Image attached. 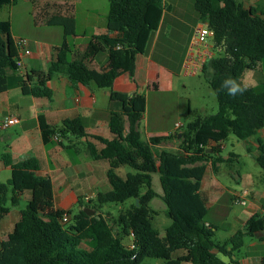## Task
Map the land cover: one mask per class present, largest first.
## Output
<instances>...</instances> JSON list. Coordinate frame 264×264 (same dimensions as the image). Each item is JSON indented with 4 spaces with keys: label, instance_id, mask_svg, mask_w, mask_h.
Instances as JSON below:
<instances>
[{
    "label": "trees",
    "instance_id": "trees-1",
    "mask_svg": "<svg viewBox=\"0 0 264 264\" xmlns=\"http://www.w3.org/2000/svg\"><path fill=\"white\" fill-rule=\"evenodd\" d=\"M108 2L107 30L118 37L92 36L81 58L73 59L75 52L69 43L76 35L75 20L55 17L49 21V25L63 28L64 39L47 72L19 71L11 22L0 21V94L20 89L24 96L50 100L53 91L48 83L58 75L66 76L75 85L95 84L110 92L108 125L112 135L110 139L92 136L103 145L100 150L92 142L84 144L94 161L109 163L106 177L111 190L97 193L85 206L95 212L93 216L87 215L84 208L75 214L57 209L52 180L38 174L39 160L28 156L14 162L6 148L2 162L11 169V178L0 182V221L10 212L9 200L16 207L25 193L30 194V199L13 232L0 243V264H142L146 258L160 259L165 264H228L219 255L237 264L232 258L247 237L264 231V217L255 214L244 229L229 241L220 242L216 239L219 227L210 221L200 189L209 165L218 173L219 165L231 170L238 162L235 153L227 159L222 157L221 143L230 136L246 141L264 128V83L248 87L235 97L220 87L229 77L242 84L243 73L255 71L264 61V10L246 9L238 0H195L199 21L207 23L214 32L213 48L223 52L210 58L202 71L217 96L218 111L196 117L180 132L143 142L138 127L147 110L145 95L115 92L113 86L124 73L134 78L136 58L146 53L151 37L159 30L165 3ZM15 3L16 0H0V7ZM103 53L107 55L106 67L96 70L91 63ZM39 124L45 146H64L61 141L65 139L70 155H78V141L89 137L88 119L84 117L52 126L40 116ZM173 140L178 141V149L155 151L157 146ZM258 151L255 162L264 171V140H258ZM125 167L131 171L121 176L118 171ZM153 174L160 175L161 195L152 188ZM156 197L165 203L171 220L163 237L152 225L158 213L150 203ZM129 200L136 203L120 210L114 227L111 226L102 211L104 206L123 205ZM79 205L84 207L81 198ZM64 214L70 217L66 223ZM129 238L131 243L127 245L125 240ZM83 243L89 249L82 248ZM179 253L184 254L174 256Z\"/></svg>",
    "mask_w": 264,
    "mask_h": 264
},
{
    "label": "crops",
    "instance_id": "crops-1",
    "mask_svg": "<svg viewBox=\"0 0 264 264\" xmlns=\"http://www.w3.org/2000/svg\"><path fill=\"white\" fill-rule=\"evenodd\" d=\"M30 1L34 6L32 18L29 17L30 22L34 20L36 28H54L51 32L56 37L40 43L31 42V54L24 58V73L47 72L50 69L56 48L61 46L64 39L63 28L49 25V21L55 17H67L76 22V35L69 39L75 52L73 59L84 55L88 40L92 36L118 37L117 33L109 34L107 30L108 0ZM238 1L246 9L254 7L264 10V0ZM194 2L195 0H164L165 10L159 30L151 37L146 53L137 56L134 78L129 73H124L114 83L115 92L145 95L147 122L144 130L147 142L153 137H167L180 132L185 126L181 122V108H177L173 114L170 100L171 95L176 93L179 76H188L184 72V66L194 26L199 22ZM210 47L212 51V46ZM106 64L107 55L104 53L91 63L96 70H102ZM48 87L53 91V98L50 100L24 96L20 89L0 94V122L7 116L18 119V123L10 127L17 128L15 134L8 138L10 140L0 137V143L6 142L14 162L28 156H35L39 160L38 174L52 180L57 209L73 211L74 207H78V211L82 208L85 210L88 209L86 204L95 199L97 193L111 190L106 177L109 163L94 161L84 146L86 142H92L100 150L103 145L92 136L107 139L112 137L108 125L110 92L99 89L95 84L75 85L64 75L53 78ZM179 99L182 100V97ZM40 116H44L52 126H61L63 121L76 117L88 119L86 130L89 137L78 141L79 154L70 155L66 151L68 142L65 139L61 141L64 146L57 144L47 148L40 130ZM178 123L182 125L179 130L176 129ZM141 124L142 122L138 127L140 134ZM125 130L128 132V124ZM259 139L264 140V128L245 141L254 160L259 155ZM172 142L176 140L162 143L157 148L169 150ZM178 146L179 143L177 149ZM221 147L223 151L224 142ZM222 157L227 159L229 156ZM2 165L4 166L3 163ZM223 165H219L218 173L208 166L201 182L200 195L209 209L210 221L219 227L216 236L221 237V240L218 241L227 242L239 230L244 229L252 216L259 214L264 217V171L260 167L256 169L248 166L234 172L224 169ZM4 168L10 169L5 166ZM242 191H248L249 194L244 197V204L236 205L235 196ZM79 198L82 199L84 207L79 205ZM22 199L28 202L30 194L25 193ZM20 218L21 210L10 208L9 214L0 221V243L7 240ZM81 247L89 249L84 243ZM182 254L184 253L177 256ZM219 257L232 264L229 257ZM232 259L237 264H264V231L247 237L243 247Z\"/></svg>",
    "mask_w": 264,
    "mask_h": 264
},
{
    "label": "rangeland",
    "instance_id": "rangeland-1",
    "mask_svg": "<svg viewBox=\"0 0 264 264\" xmlns=\"http://www.w3.org/2000/svg\"><path fill=\"white\" fill-rule=\"evenodd\" d=\"M33 3L30 0H16L15 4L0 7V21H10L12 26V37L15 41L19 39H26L30 42L40 43L45 40H50L52 37H56L52 33L51 29L54 28H36L34 20L33 24L30 22V16L33 15ZM45 27V26H44ZM61 29V28H59ZM167 32V28H165ZM210 44L215 47L214 39H210ZM223 52L213 49V56L218 57ZM241 83L247 84L248 87L257 86L264 83V61L259 63V66L255 71H245L241 78ZM177 89L176 93L171 95L170 107L173 114L177 108H181V122L183 124H188L190 121L194 120L198 116H208L214 114L218 111V101L215 92L208 85L203 74L199 73L195 76H185L184 74L180 75L177 80ZM182 97V100L179 98ZM184 107V108H183ZM184 112V113H183ZM147 115V114H146ZM174 116V115H173ZM175 118V116H174ZM141 136L142 141L147 142L146 133L144 126L146 125V116L141 120ZM14 128H9L4 131H0V137L3 139L10 140L15 131ZM179 132V131H178ZM5 141L0 143V182L5 183L8 179L11 178L10 169L4 168L2 165V154L6 150ZM225 147L222 151V156H229L230 153H235L239 156L238 162H234L231 166L234 172H238L248 166H253L256 169H260L256 164L252 153L248 152V144L245 141L238 140L234 136H230L225 142ZM178 142H172L169 150H176ZM160 150V148L155 149ZM224 169L230 170V167L223 165ZM131 171L130 168L125 167L121 168L118 173L121 176H125L127 172ZM152 188L159 195L162 194V187L160 182V175H152ZM135 200H129L125 204H108L103 208V213L108 219L111 226L114 227V221L116 220L120 210H126L130 208L131 205L135 204ZM27 206V201L22 199L19 202V205L13 207L11 201L8 202V207L16 210H24ZM150 207L157 211V215L152 220L153 228L159 233L160 236L165 235L166 229L170 226L171 220L166 215V205L161 198L156 197L152 200ZM74 214L78 212V207L73 208ZM217 240H221V237L216 236ZM131 239H126L125 244H130ZM178 254L174 255L177 257ZM142 264H165L163 260L146 258Z\"/></svg>",
    "mask_w": 264,
    "mask_h": 264
},
{
    "label": "built area",
    "instance_id": "built-area-1",
    "mask_svg": "<svg viewBox=\"0 0 264 264\" xmlns=\"http://www.w3.org/2000/svg\"><path fill=\"white\" fill-rule=\"evenodd\" d=\"M214 32L209 28L208 24L199 21L193 29V35L189 44V51L184 66V72L188 76H195L199 73L202 74L205 63L213 57V46L210 44V39L213 38ZM18 58L16 60V66L20 72H24V58L31 54V42L26 39H19L15 41ZM212 46V51L211 47ZM18 123V119L7 116L0 122V131L7 130L11 126ZM182 127L181 124L176 125V129L179 130ZM248 191H242L235 196V204L242 205L245 203L244 197L248 195ZM70 219L68 214H64L63 222H68Z\"/></svg>",
    "mask_w": 264,
    "mask_h": 264
},
{
    "label": "clouds",
    "instance_id": "clouds-1",
    "mask_svg": "<svg viewBox=\"0 0 264 264\" xmlns=\"http://www.w3.org/2000/svg\"><path fill=\"white\" fill-rule=\"evenodd\" d=\"M225 85H231V87H225ZM221 90H226L227 95L229 96H237L242 95L245 91H247L248 85L247 84H240L234 78H226L221 82Z\"/></svg>",
    "mask_w": 264,
    "mask_h": 264
},
{
    "label": "water",
    "instance_id": "water-1",
    "mask_svg": "<svg viewBox=\"0 0 264 264\" xmlns=\"http://www.w3.org/2000/svg\"><path fill=\"white\" fill-rule=\"evenodd\" d=\"M84 212L89 215V216H93L94 215V211L93 210H90V209H85Z\"/></svg>",
    "mask_w": 264,
    "mask_h": 264
}]
</instances>
